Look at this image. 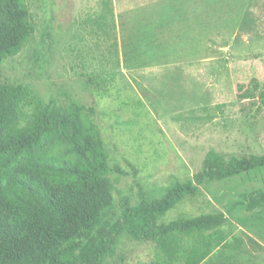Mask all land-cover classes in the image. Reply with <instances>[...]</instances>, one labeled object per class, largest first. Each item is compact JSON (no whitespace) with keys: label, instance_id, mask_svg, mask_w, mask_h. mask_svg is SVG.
<instances>
[{"label":"rangeland","instance_id":"374dc122","mask_svg":"<svg viewBox=\"0 0 264 264\" xmlns=\"http://www.w3.org/2000/svg\"><path fill=\"white\" fill-rule=\"evenodd\" d=\"M104 1L114 9L117 53L96 24ZM26 2L32 35L0 63V81L28 85L45 102L80 103L114 184L113 204L48 264L91 263L101 234L141 190L161 198L192 180L209 151L264 155V0ZM209 108L210 122L189 121ZM254 190H264V171L208 181L157 217L163 231L154 242L136 241L124 224L101 264H214L229 249L219 231L238 225L264 244V211L247 215L242 205Z\"/></svg>","mask_w":264,"mask_h":264},{"label":"trees","instance_id":"16d2710c","mask_svg":"<svg viewBox=\"0 0 264 264\" xmlns=\"http://www.w3.org/2000/svg\"><path fill=\"white\" fill-rule=\"evenodd\" d=\"M98 20L97 26L113 39L110 46L117 53L110 1L103 2ZM31 35L26 0H0V63L18 55ZM213 110L206 109V115L191 116L189 121L210 122L217 117ZM108 159L97 124L80 103L45 102L28 85L0 81V264H48L68 239L90 227L114 201ZM254 171H264V155L236 157L209 151L192 180L177 182L161 198L149 200L141 190L140 202L125 207L101 234L89 264L102 263L124 224L131 225L136 241L154 242L163 231L157 217L175 202L195 196L208 181ZM242 205L247 215L264 211V190L245 193Z\"/></svg>","mask_w":264,"mask_h":264},{"label":"crops","instance_id":"0c3cea01","mask_svg":"<svg viewBox=\"0 0 264 264\" xmlns=\"http://www.w3.org/2000/svg\"><path fill=\"white\" fill-rule=\"evenodd\" d=\"M239 225L233 227L232 231H219L228 244L227 253L218 255L214 264H263L264 244L254 235H245ZM250 236V237H248ZM251 238V239H250ZM235 260V262L226 261ZM238 259V261H236Z\"/></svg>","mask_w":264,"mask_h":264}]
</instances>
